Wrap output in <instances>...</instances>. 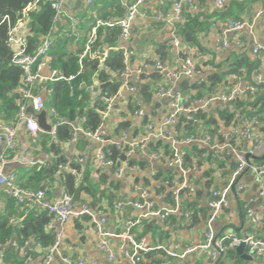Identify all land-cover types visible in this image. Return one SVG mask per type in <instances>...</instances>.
I'll use <instances>...</instances> for the list:
<instances>
[{
    "label": "trees",
    "instance_id": "1",
    "mask_svg": "<svg viewBox=\"0 0 264 264\" xmlns=\"http://www.w3.org/2000/svg\"><path fill=\"white\" fill-rule=\"evenodd\" d=\"M32 1L34 0H0V121L5 123H13L18 116L19 110L16 104L20 98L19 89L22 86L24 72L12 62V50L7 43L9 25L7 21H2L1 19L3 16H7L9 23L11 25L14 24L19 18L21 10ZM118 1L94 0L93 4L85 8L84 15H81L85 19L81 26L82 32L76 38V36L64 37L61 26L53 30L54 12L51 8L53 0H41L39 9L30 12L28 15L27 27L30 31L28 52L33 54L41 43L42 38L53 30V47L49 53L50 59L46 62V70L48 72L55 71L58 75L63 76L76 73L79 70L78 57L85 44L90 27L92 23L94 24V19L92 20L90 12L98 10L99 16L102 19L120 18L125 14V8ZM108 14H112V16H106ZM183 15L184 22L177 27L181 42L186 45H196L203 50L199 45L197 32L201 33L204 31L207 34L205 32L208 31L207 24L202 27V23L198 21L197 17L191 14L186 15L183 13ZM90 19L92 22L90 26L86 27L85 24ZM62 21L66 22V26L68 25L66 19ZM118 33L119 29L116 26L99 27L97 30V45L103 48L116 46L118 43ZM72 44H75L74 48H72ZM180 56L182 58L188 57L184 51L181 52ZM122 58L120 49H111L102 67L98 66V61L95 59L85 60L82 72L72 81V90H70L71 84L65 80H50L43 84L46 89L44 98L47 112L50 113V109H54V114H48L49 122L51 124L57 122V124H55L54 134L47 132L39 133L35 141L32 142L33 147L39 152L43 150L44 153L49 155V159L41 167H38L37 164L19 166L15 174L20 186L32 190H39L47 186L49 191L51 185L58 182L64 190L63 192L72 197L75 205L86 204L100 211L105 208V211L109 214L116 210L115 206L118 204L116 202L119 199V184L111 179L110 173L106 171L99 172L98 178L94 180L91 176L92 172L89 169L90 165H81L76 161V158L68 160L63 152V146L72 140L75 124H78L79 121L84 130L93 131L99 126L101 122L100 110L103 108V103L99 98L117 92L121 83L118 77L125 67ZM240 67L238 63L231 64L230 67H223V65L215 63L214 59L196 62L195 69L203 73V76L195 83L183 79L182 87L195 91V95L192 98L196 99L203 98L208 93L210 95L219 93L220 85L225 86V89L228 90L236 82L234 80L231 81V75L237 78L243 77L239 70ZM144 78L143 72L140 76L141 81L138 91L143 100L149 101L150 88L146 81L144 82ZM95 80L99 82L111 80V83L101 90L100 95L91 98L88 88ZM36 90H39V88H36ZM139 108H142V104L136 99L130 98L127 112L123 114L125 116L133 115ZM242 117L255 121L253 124L255 133L259 137L264 136L263 83L255 84L254 91L245 90L242 97L234 99L229 105L218 106L214 109H210L209 107L205 109L201 108L194 113V120L202 126V134L209 135L212 140L229 141L241 148H245L249 144L248 141L244 144L242 142L244 139L237 138L235 134H227L221 131V128H228L231 125L240 126ZM146 120L147 116H144L143 122L146 123ZM130 124L131 122L127 118L117 122V125L113 129V135L117 137L121 132L127 130ZM175 128L195 135L199 129L196 124L183 121L177 123ZM29 139L32 140L33 137L30 136ZM103 149L105 158L111 159L118 165L122 159V152L127 150L128 146L121 148L112 142L106 144ZM148 149L150 151L161 150L162 155L155 165L153 174L148 173L147 170L150 167V163L145 158L133 156L128 160L129 167L135 166L136 168V171L131 174L134 184H143L153 195H162L165 203L171 204L173 192H166L165 183L171 182L174 179L181 180L175 169L164 166L165 159L171 155V147L169 143L162 140H151ZM183 151L184 164L189 165L196 162L201 170L199 174L188 177L189 181L195 186L194 189L190 190L185 187L178 190V194L183 200L182 210L190 212V217L186 221L196 224L202 219L207 218V210L203 205H200L199 201H207L210 198L212 190L223 185V183L222 185L218 184L217 177L219 176L215 175L216 172L222 169H228V172H231L236 167V162L228 154L211 152L206 147L196 143L190 145L189 148H183ZM250 159L259 166L264 165V155L250 157ZM67 162H70L69 165L75 171V175L61 169V166ZM109 171L113 172V169H109ZM1 195L0 247L3 248V255L0 264H10L13 262L22 264L21 261H17V255L13 246L23 244V241L30 236L34 237L40 248V252L31 251L29 254L36 253L44 258L45 249L52 245L55 239L53 228H47L51 215L42 209H34L24 214L25 211L29 210L25 205L18 204L13 198L4 195L2 192ZM104 204L106 207H104ZM155 206L159 207L160 205L157 204ZM238 206L242 212L241 214L247 215L248 207L246 202L239 199ZM102 212L104 213L103 210ZM136 219H131V222H134ZM175 219L180 221L185 220L183 214L169 216L164 221H160L155 217L140 218L130 228V234L137 241L146 236L149 238V243L155 245L161 244L173 233L169 228L177 223ZM77 220L89 222L87 216L75 219V221ZM261 221L263 235L258 237L263 239L264 217ZM222 234L217 233L218 236ZM224 245L227 248L220 255V258L236 255L235 246L230 245V240H225ZM202 255H204L209 264H217L220 259L211 260L207 255ZM141 256L143 261L139 264H153L164 261L162 259L163 253L158 249L141 253Z\"/></svg>",
    "mask_w": 264,
    "mask_h": 264
},
{
    "label": "built area",
    "instance_id": "2",
    "mask_svg": "<svg viewBox=\"0 0 264 264\" xmlns=\"http://www.w3.org/2000/svg\"><path fill=\"white\" fill-rule=\"evenodd\" d=\"M41 0H34L28 3L20 12V16L14 24L9 23L7 16L2 17V21H7L8 36L7 43L12 50V62L19 66L23 72L24 77L22 80V86L19 89L20 98L17 101V108L19 110L18 116L13 123H5L0 121V142L3 148L0 149V187L4 195L13 198L18 204L25 205L29 210L35 206L41 207L51 215V219L47 226H51L53 223H59L61 225L68 223L71 220L79 219L82 216H87L89 223L92 226L94 234L97 237L98 248L106 255L110 261L117 260L118 257H124L130 260L133 264H139L143 261L141 253L149 252L152 249H158L163 253L161 263L153 264H171L170 258H185L191 254H205L211 260H217L220 255L226 250L224 245L225 240H230V245L238 246L244 244L251 257L259 260H264V238H259L255 232H249L243 236H238L234 232H224L221 236H218L214 229V221L219 216L222 210L228 206L227 195L232 192L236 197L240 196L245 185L242 183V173L246 170H250L256 175L257 180V195L262 202V210L264 212V165H257L252 162L250 157L260 156L264 147L261 143L260 137L257 136L253 129L255 121L246 117L241 118V125H231L228 128H221V131L227 134H235L237 138H242L249 142L247 147L241 148L238 145L232 144L229 141H217L212 140L209 135L205 134H188L186 131L176 129L175 126L179 123L180 117L185 118V122L194 120V113L199 109H205L209 103L215 101H222L226 104H230L234 99L243 96L245 90L254 91L255 84L263 83L264 78L260 74H256L253 81L246 86H241L239 83L235 84L228 90H222L219 93L211 95L210 98L205 101L203 98L193 99L190 96H181L180 94L173 93L172 88L174 85L183 80H191L200 71L195 69V62L190 57L182 58L180 56L183 51V44L177 32L179 24L184 22V7L190 6L192 10L196 9V6L191 4L188 0H177L172 6L170 13H164L162 11H154L150 16L157 23H161L169 29V42L171 47L175 50L178 57V65L175 68H171L168 65H162L160 63H154L152 65L144 64V68H150L160 74H165L169 83L168 88L159 87L157 94L160 97H165L169 100L167 110L163 114V117L158 126H155L151 117L146 115L143 108L137 109L133 116L143 118L147 116L146 123L144 124V134L138 139L129 140L126 131L121 132L117 137L110 133L108 126V119L114 114L120 113L121 108L116 102V98L119 94V90L127 88L131 92H136V87L129 83V78L135 75L137 78L143 73V67H136L132 69L130 67V60L134 54V50L128 46L119 47H101L97 45V30L102 26H116L119 29L118 39L120 42L129 43L132 36L133 23L139 19L149 18V15L141 9V5L147 0H120L124 5L125 14L120 18H108L102 19L100 17H94V24L92 25L85 44L78 57L79 70L68 76L58 75L55 71L47 72L46 62L50 59L49 53L53 47V34L47 33L41 40V43L36 48L33 54L28 52V37L30 31L27 27L28 15L30 12L37 11L39 9V3ZM78 1V0H71ZM85 5L93 4L94 0H82ZM226 0H215V5L218 9H222ZM53 9V27L63 19H66L69 23L68 30L62 33L65 37H72L76 35L78 27L80 26L81 19L66 9V0H53L51 3ZM264 13V8L258 11L254 15V19L260 17ZM254 21L238 20L229 21L226 23V30L239 31L242 29H249L252 31ZM219 43L223 47H227V41L219 39ZM120 49L123 56L124 69L120 73V86L116 93L111 95L101 96L99 99L103 103V108L100 110L101 122L97 128L93 131L84 130L80 125V121L74 127V133L72 143H76L77 135H83L96 144L95 159L101 169H113V175L118 177L128 171H135V166L129 167L128 160L133 156H139L145 158L150 163V173L153 174L155 165L160 159L161 150L150 151L148 149L149 142L151 140H162L169 143L171 147L170 157L165 159L164 166L166 168H173L178 172V176L181 180L174 179L170 186V191L173 192V199L171 204L155 206L153 201V194L143 184L132 182V189L137 194L136 200L132 202L133 207L142 210L140 215L134 222H127L125 229L120 233L108 231L106 229L107 219L102 211L91 208L86 204L75 205L72 201V197L63 192L57 199L52 200L48 197V187L45 186L39 190H32L19 185L17 182V176L11 172L5 174L3 167L7 162H12L21 165H34L38 167L44 166L49 155L43 153V157L37 160L27 158L23 155L17 154L7 160V152L14 151L19 147L18 135L21 128H24L26 132L33 137V140L39 133H44L32 114L26 112L28 104H31L33 110L39 113L41 110L46 109L44 93L46 92L43 85L50 80H65L70 85V90L73 89L72 81L82 72L83 62L85 60L95 59L98 61V66L104 65V60L109 54V50ZM264 50V42L262 44L255 43L253 45L254 53ZM231 80L238 81V78L234 75L230 76ZM39 88V90H36ZM100 95V93L98 94ZM47 110V109H46ZM48 114H54V109H50V113L47 112V122L51 125L50 132L54 134L55 122L51 124L48 119ZM115 143L118 147L128 146V149L122 152L121 161L117 165L111 159L105 158L104 146L108 143ZM199 144L206 147L209 151L214 153H225L231 156L236 162V167L229 172L228 181L212 190L210 198L207 200V206L209 208V215L205 219V232L204 238L198 243H189L184 247L178 245H157L151 246L147 244L144 238L136 240L130 234V228L140 218L155 217L160 221H164L169 216L182 215L186 220L190 217L189 211L182 210V198L178 194V190L182 188L194 189L195 186L189 181L190 175H196L200 173V169L196 162L192 164H184L183 156L184 151L181 148L184 144ZM76 161L85 165L87 163L86 155H77ZM69 160V159H68ZM70 162L61 166L62 170H66L75 175V171L69 165ZM99 172L93 173V178L97 179ZM63 190V189H62ZM64 191V190H63ZM121 203L116 205V208H120ZM247 217L250 223L255 226L260 223L261 217L255 214L250 209L247 210ZM113 239H120L122 242L119 245L113 244ZM127 243V245H126ZM181 248V249H180ZM1 250V247H0ZM2 251V250H1ZM58 258L61 264H86L84 257L72 258L69 255L61 253V240L60 232H55V239L52 245L45 249V255L42 260V264H51V262Z\"/></svg>",
    "mask_w": 264,
    "mask_h": 264
},
{
    "label": "crops",
    "instance_id": "3",
    "mask_svg": "<svg viewBox=\"0 0 264 264\" xmlns=\"http://www.w3.org/2000/svg\"><path fill=\"white\" fill-rule=\"evenodd\" d=\"M175 1L177 0H147L141 5V9L145 11L147 15H149V18H138L133 23L132 36L129 43L120 42L118 39V43L116 45L117 47L128 46L134 50V54L130 60V67L132 69H135L136 67L144 68V64L152 65L154 63L168 65L171 68H175L178 65L177 54L175 50L171 47V44L169 42L168 27L161 23H157L150 18L152 13L157 10L162 11L164 13H170ZM188 1L191 4L195 5L196 9L192 10L190 6L185 5L184 14H191L197 17L198 21L202 23V27L206 26L207 24L208 29V31H205L207 32V34H205L204 31L201 33L197 32L199 45L203 48V50L198 48V46L196 45L193 46L191 44L186 45L182 43L183 51L187 53L188 57H190L195 63L214 59L215 63L223 65V67H230L231 64L236 63L240 64L241 67L239 70L243 77L238 78V81L235 82V84L239 83V85L241 86H246L247 84H249V82L254 79L256 74H260L262 78H264V50H261L257 53H254L253 51V45L255 43L262 44L264 42V13L260 17L253 20L254 15L264 8V0H226V3L222 9H218L216 7L215 0ZM118 2L124 8V5L121 3V1L119 0ZM87 7L89 6L85 5L83 2H80L79 7H77L76 4H74L73 6L66 4L67 11L74 15H77L81 19L78 31H76V35H73L72 37L76 36L77 38L82 32L81 26L83 25L85 18L83 19L81 15H84L85 8ZM90 13L92 20H95V16L100 17L98 10H93V12L91 11ZM106 16H112V14H108ZM238 20L254 21L252 31L246 28L239 31L226 30V23H228L229 21ZM91 22V19L87 20L85 26H90ZM65 24L66 22L60 21L59 23L55 24L53 30L57 29L58 26H61L63 28L62 33H64L66 30H68L67 28L69 23L67 26ZM218 38H224L227 41V47L221 46ZM74 47L75 44H72V48ZM44 72L47 73L48 71L45 70ZM143 72L145 75L144 82L146 81L150 88L149 101L143 100L138 91V86L141 81L140 77L137 78L135 75H132L129 78V83L136 87V92H131L127 88H122L121 90H119L116 102L121 108V111L120 113L114 114L108 119V126L111 134H113V129L117 125V122L126 118L131 122L129 128L125 130L127 137H130L129 140L138 139L144 134L145 123L143 122V118L133 115L125 116V114H123L127 112L128 101L130 98L136 99L139 103L142 104V108L144 109L146 115H149L151 117V120L153 121L155 126L159 125L163 114L167 110L169 100L165 97H160L157 94V89L159 87H169L166 75L160 74L150 68H144ZM202 76L203 73L200 72L193 79L188 81L191 83H195L196 81H199ZM118 80L120 81V74ZM182 81L183 80L177 82L174 85V87L172 88V92L180 94L181 96H194L195 91L184 89L182 87ZM107 82H109L110 84L111 80L106 82H99L95 80L93 84L88 88L89 92L91 93V98H95L98 95L97 92L99 90V85ZM102 89H100V93ZM224 89L225 86L220 85L218 91H222ZM210 96L211 95L208 93L203 97V99L207 101ZM224 105L225 103L222 101H215L209 103L208 107L210 109H214L218 106ZM196 125L199 128L196 135L202 134V126L200 125V123L197 122ZM29 137L30 134L26 132L24 128H21L18 135L19 147L14 151H9L6 153L7 160H10L13 155L15 156L17 154L23 155L30 159H39L43 157L44 151H37L32 145V142H34L35 140H30ZM260 140L264 147V136H260ZM242 142H244V144L247 143L246 140H243ZM63 147L65 157L69 160L75 159L77 155L87 156L86 164L90 165L89 169L92 172V178L94 172L106 171L110 173L111 179L117 184H119V199L116 204L121 203L120 208H115L116 210L111 214L107 213L105 211V208H103L102 210L104 211V214L107 219L106 229L115 233L122 232L126 227V223L131 221V219H136L138 215H140V213L142 212V210L136 209L132 205V202L136 200L135 198L137 197V194L133 191L131 186L133 182V177L131 174L134 173L136 170L129 171L121 176L116 177L111 171H109V169H101L95 159L96 144L81 134L78 135L76 143H72V141H69V143L65 144ZM189 147V144H184L181 146L182 149ZM2 148L3 145L0 142V149ZM263 155L264 152L260 154V156ZM19 166L23 165L7 162L3 167V172L5 174H9L11 172L16 173ZM150 169L152 168H148V173H150ZM228 171V169H222L216 172L215 175L220 177H217L218 184L222 185L223 183L224 185L228 181L230 175ZM241 181L245 185L243 193L238 197H236L232 192L227 195L228 206L226 209L221 211L219 216L214 221V229L218 234L232 231L238 236H243L246 233L255 232L256 235L260 237L263 235L261 223L262 221H260L259 224L253 226L250 223L247 215L244 216L243 214H241L242 212L238 206L239 199H241L246 202L248 209H250L255 214L261 217V220L264 217V212L262 210V202L257 195L258 186L256 175L250 170H246L242 174ZM171 184L172 181L165 183L167 193L171 192ZM253 187H255V189L252 191ZM250 191H252L253 194L249 195L247 199L246 194L250 193ZM1 192L2 191L0 187V210L2 209ZM62 193V188L60 187L58 182H56L51 185L47 195L52 200H55L59 196H61ZM153 201L154 203H156L155 205H167L162 195L154 194ZM199 203L200 205H203L206 208L208 215L209 208L207 206V201L201 200L199 201ZM104 207H106L105 204ZM34 209L42 208L39 206H35L27 212L25 211L24 214ZM175 220L177 221V223L175 225L170 226L169 228L173 231L170 237L161 244L156 245L172 244L178 245L182 248L189 243H198L203 240L205 232V219H202L199 223L196 224L185 220ZM47 228H53V231L60 232L62 254L69 255L72 258H76L79 256L84 257L86 259V264H133L130 260L125 259L122 256L118 257L115 261L108 260L106 255L98 248L97 237L94 234L92 226L89 224V222L86 223L83 220H71L63 225L59 223H53L51 226H47ZM142 238L146 240L147 244L151 246H156L155 244L149 243L148 237L145 236ZM121 242L122 241L120 239H113L114 245H119ZM237 247L238 246H235V256H223L219 259V262L217 264H264V260H259L251 257L245 245L239 252L236 251ZM13 248L17 255V261H21L22 264H42V256H39L36 253L29 254V252L31 251H35L37 253L40 252V248L33 236L26 238L23 241V244H16L15 246H13ZM1 250L3 251V248H1ZM1 250L0 262L2 260L3 255V252ZM170 263L209 264L208 261L205 259L204 255H202L201 253L191 254L181 259L172 257L170 258ZM10 264L16 263L13 262ZM51 264L61 263L58 258H55L51 262Z\"/></svg>",
    "mask_w": 264,
    "mask_h": 264
},
{
    "label": "water",
    "instance_id": "4",
    "mask_svg": "<svg viewBox=\"0 0 264 264\" xmlns=\"http://www.w3.org/2000/svg\"><path fill=\"white\" fill-rule=\"evenodd\" d=\"M80 2H82V0H79V1H77V2H73V1H71V0H66V4H67V5H72V6H73L74 4H76L77 7L80 6ZM108 84H109V82L99 85V90H98L97 94L100 93V89H102L103 87L107 86ZM26 112H27L28 114H32V115L35 117L38 126H39L42 130H44L45 132H50V131H51L52 127H51V125L47 122V110H46V109H43V110H41L39 113H36V112L33 110L32 105H31V104H28L27 109H26ZM179 121H183V122H185L186 120H185L184 117H180ZM188 122H189V123H192V124H197V122H196L195 120H190V121H188ZM254 189H255V187H253L252 191H253ZM252 191H250V193L246 194L247 199H248L249 195L253 194ZM208 215H209V213H208ZM243 246H244V244H240V245H238V247L236 248V251H237V252L241 251L242 248H243Z\"/></svg>",
    "mask_w": 264,
    "mask_h": 264
}]
</instances>
